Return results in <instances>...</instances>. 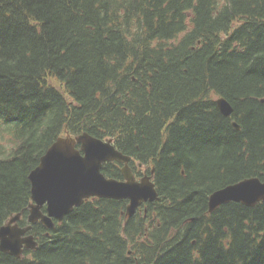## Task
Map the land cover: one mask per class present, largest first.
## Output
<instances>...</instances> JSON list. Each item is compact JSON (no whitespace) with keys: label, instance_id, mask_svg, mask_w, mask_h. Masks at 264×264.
Masks as SVG:
<instances>
[{"label":"trees","instance_id":"1","mask_svg":"<svg viewBox=\"0 0 264 264\" xmlns=\"http://www.w3.org/2000/svg\"><path fill=\"white\" fill-rule=\"evenodd\" d=\"M84 132L153 168L160 199L123 223L126 200L91 198L0 264H264V202L207 212L264 180V0H0V227L28 224V174Z\"/></svg>","mask_w":264,"mask_h":264},{"label":"water","instance_id":"2","mask_svg":"<svg viewBox=\"0 0 264 264\" xmlns=\"http://www.w3.org/2000/svg\"><path fill=\"white\" fill-rule=\"evenodd\" d=\"M215 105L222 116L232 115L233 108L223 97L217 98ZM232 126L239 130L236 122H232ZM129 160L130 157L117 150L111 139L96 138L85 132L75 137L68 134L58 137L28 174L29 225L23 228L17 225L20 213L2 225L0 252L20 258L23 250H36L37 242L33 236L25 235L32 225L40 223L45 229L53 230L54 222H61L89 198L127 200L125 220L143 203L157 201L158 192L151 176L145 175L136 181L129 168ZM108 162L123 164V181L102 174V166ZM230 202L245 207L264 202V180L251 177L213 191L208 196L207 211L212 213ZM43 206L45 212L41 210Z\"/></svg>","mask_w":264,"mask_h":264},{"label":"flooded vegetation","instance_id":"3","mask_svg":"<svg viewBox=\"0 0 264 264\" xmlns=\"http://www.w3.org/2000/svg\"><path fill=\"white\" fill-rule=\"evenodd\" d=\"M111 164L113 166L119 168V170H120L121 164L116 163V162H111ZM129 166L131 168V171H132L135 179H137V180L146 174H148V175L151 174V170L149 171V169H147V167L142 166V164L139 162H134V164H131L129 162ZM120 180H123V179L121 178ZM140 211L146 212V204H143L141 207H139L136 212H140Z\"/></svg>","mask_w":264,"mask_h":264},{"label":"rangeland","instance_id":"4","mask_svg":"<svg viewBox=\"0 0 264 264\" xmlns=\"http://www.w3.org/2000/svg\"><path fill=\"white\" fill-rule=\"evenodd\" d=\"M3 145L6 146V145H8V144L6 143V141H3ZM8 149H9V146H8Z\"/></svg>","mask_w":264,"mask_h":264}]
</instances>
